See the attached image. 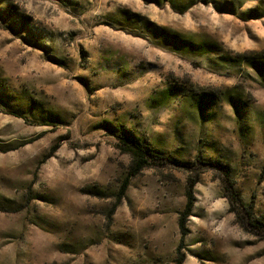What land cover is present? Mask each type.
Here are the masks:
<instances>
[{"label":"rangeland","instance_id":"rangeland-1","mask_svg":"<svg viewBox=\"0 0 264 264\" xmlns=\"http://www.w3.org/2000/svg\"><path fill=\"white\" fill-rule=\"evenodd\" d=\"M263 50L264 0H0V264H264Z\"/></svg>","mask_w":264,"mask_h":264},{"label":"trees","instance_id":"trees-1","mask_svg":"<svg viewBox=\"0 0 264 264\" xmlns=\"http://www.w3.org/2000/svg\"><path fill=\"white\" fill-rule=\"evenodd\" d=\"M165 32V29H160V33ZM166 38L169 39V41H171V43H173L174 45H179L180 47H182V49L196 47L195 43L192 40H184L182 36H177L174 33L166 34ZM202 46L203 45L201 44L198 47ZM237 57L241 58L242 63L256 73L258 80L264 87V50L260 52H245L243 54H238ZM120 140L122 144V150L125 154L129 155L132 158V161L134 162L133 173H131L132 176H136L141 171L149 167L150 159L151 157H155V155L151 152L150 146L147 143L136 142L128 136L120 137ZM53 151L55 150L53 149ZM128 185L129 180L124 183L121 189L122 197L125 195ZM194 204L195 200L193 196L190 195V200L186 204L185 210L181 213L179 220L182 240H184L187 236V223L189 221V217H191L192 215ZM246 208L248 212V215H246L249 222H252L256 228H260L262 225H264V217L258 222L254 220L252 205L247 206ZM178 264H182V261H180Z\"/></svg>","mask_w":264,"mask_h":264}]
</instances>
